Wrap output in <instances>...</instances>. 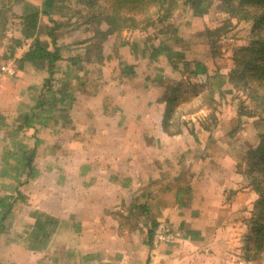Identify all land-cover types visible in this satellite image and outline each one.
Instances as JSON below:
<instances>
[{
    "label": "crops",
    "instance_id": "0c3cea01",
    "mask_svg": "<svg viewBox=\"0 0 264 264\" xmlns=\"http://www.w3.org/2000/svg\"><path fill=\"white\" fill-rule=\"evenodd\" d=\"M125 63L135 69L122 75L117 69L97 81L111 84L108 90L88 94L82 82L64 83L70 123L57 117L35 123V171L21 187L25 201L4 221L0 264H197L198 256L208 264L212 259L196 245L222 241L210 233L199 242L182 235L178 248L163 249L153 244L155 235L143 232L160 226L193 230L203 210L213 211L205 226L216 228L221 214L214 201L226 185L220 181L209 188L207 179L216 183L233 174H207L208 133L200 125L182 116L177 133L163 130L160 85L148 69L141 68L143 75L136 69L150 60ZM169 65L161 62L157 72ZM192 161L201 167L196 173ZM230 190L223 192L226 197Z\"/></svg>",
    "mask_w": 264,
    "mask_h": 264
},
{
    "label": "rangeland",
    "instance_id": "374dc122",
    "mask_svg": "<svg viewBox=\"0 0 264 264\" xmlns=\"http://www.w3.org/2000/svg\"><path fill=\"white\" fill-rule=\"evenodd\" d=\"M43 1L26 0L28 3L25 10L31 9L32 6L42 8ZM77 7L74 0L56 2L50 15L58 22H62V26L54 30L53 34L57 36V44L62 48L63 56L71 58L70 61L64 59L58 62L54 71L55 86L59 88L68 81H75L77 84L82 82V88L88 94L100 88L108 90L111 84L102 86L103 83L97 84V81L105 76H113L117 69L122 72L121 75L124 74L123 72L130 73L135 67L126 64L127 59L137 61L146 58L150 60V63L148 66L137 67L139 73L142 72V69H148L146 71L155 75V81L159 80L158 78L161 76L170 79L171 82L181 80L183 85L180 87L177 104L173 111L175 123L172 130L179 126L182 116H185V120L194 122L191 124L200 125L208 133L209 172L207 174H216L217 171H223V174H233L229 178L216 180V183L211 178L207 179L210 184L209 188L212 185H219L221 181V184L226 185L225 190L231 189L230 192L232 191L233 195L231 199L227 198L229 195L226 197L225 190L216 195L214 202L220 205V210L217 211L218 216L223 215L225 222L220 223L216 219V228L211 225L207 228L205 226L208 223L207 218L212 215L213 211L205 212L203 210L198 225L193 227V230L197 232L193 240L199 242L208 236L207 233L222 240L215 244H210L207 241L196 244L200 254L205 249L212 257L208 264H264V244L259 247L253 238H248V235L254 236L255 232L251 230V224L244 211H238L249 201L248 190L251 188V176L256 172L248 168L246 162L242 160V156L249 147L257 143L258 136L264 133V120L258 116H248L247 113L258 112L262 108L257 107L249 91L246 89L236 90L231 84L224 85L220 92L215 91L216 104H210L209 87L203 85L205 75L202 74L205 68L212 74L216 70L224 74L229 71L232 65V49L246 39L250 33V23L239 22L227 34L221 37L214 36L208 40L203 35L205 27L218 23L222 14L216 10L214 5L207 15L200 17L194 16L191 10L182 7L176 15L177 19H174V30L166 34L150 29L124 30L111 37L99 39L92 38V27L85 23L86 10L79 12ZM22 8L23 4L14 6L13 9L16 13L11 18L7 30L8 36H19L21 22L19 16L23 13L21 12ZM155 10V7H151L149 12H145L141 16L155 19ZM40 24L52 26L48 17L44 15L41 16ZM42 37L48 38L46 34H42ZM32 42L33 37L22 39L21 44L15 49L14 55L7 59L3 57L6 52V42L0 45V67L9 60H13L11 63L12 74L0 72V113L5 116V124H12V129L22 122L21 117L28 114L30 107L35 104L43 80L48 75L45 70H36L30 65L22 69L18 68V60L29 51ZM23 45L25 49L21 48ZM69 49L72 52H67ZM88 50L93 62H88L85 58ZM170 57L177 68H173L172 64L167 61V58ZM166 61L170 63L169 67H165L160 73L157 72L161 62L166 63ZM184 61L187 63L186 66ZM191 70L197 75L191 73L189 78L187 74ZM60 76H63L61 80ZM167 79L164 81L167 82ZM65 86L68 88L67 85ZM79 107L85 108L83 105H79ZM241 111L246 113L241 114ZM12 129L9 128L8 131L11 132ZM0 130L1 159L3 155H10L7 152L10 146L7 144V139L9 140L11 137L4 140L3 135L7 136V129L1 125V122ZM192 130L196 131L194 127ZM28 136L29 133L25 135L26 139ZM191 164L192 172L201 169L199 165H194L193 161ZM133 222L134 220H131L130 224ZM129 229L131 231L132 228ZM153 229L152 234L155 236L152 237V240L155 246H161L163 249L167 245L173 249L179 247L180 236H182L180 227L160 226L153 227ZM164 229L174 236L172 241L167 240L165 235L161 239L159 233H163L161 230ZM148 231L149 229H145L143 233L148 235ZM6 244L4 239L1 245L5 246ZM197 258L195 263L203 264L205 262L203 257L198 256Z\"/></svg>",
    "mask_w": 264,
    "mask_h": 264
},
{
    "label": "trees",
    "instance_id": "16d2710c",
    "mask_svg": "<svg viewBox=\"0 0 264 264\" xmlns=\"http://www.w3.org/2000/svg\"><path fill=\"white\" fill-rule=\"evenodd\" d=\"M62 1L44 0L42 8L32 6L26 11L25 6L28 3L26 0H0V45L6 42L4 59L14 55L22 39L33 37L29 51L18 60V68L22 69L30 65L36 70H45L48 73L43 80L35 104L30 107L28 114L21 117L22 122L15 128L12 129V124H5V116L0 113L1 125L7 129V136L3 135V138L6 140L11 137L7 139V144L11 146L7 150L10 155H3L0 159V234L6 231L4 221L13 211L14 206L19 201H25L26 197L22 194L21 187L35 171L34 161L38 145V131L35 123H39V120L46 122L56 117L64 124L70 123L68 111L65 108L67 104H64L68 88L65 85L57 88L54 77L58 62L64 59L71 60L63 56L62 48L57 44V36L53 34L54 30L62 26V22L50 16L55 3ZM74 3L78 5L77 11L86 10L85 23L92 27V38L99 39L111 37L124 30L150 29L166 34L174 30V19L182 7L188 8L194 16L200 17L207 15L214 5L222 14L218 23L205 27L203 35L208 40L214 36L221 37L227 34L239 22L250 23V33L246 39L232 49V65L229 71L224 74L216 70L212 74L205 68L202 73L205 75L203 85L209 87L210 104H216L215 91L220 92L226 84H231L236 90L246 89L255 100L257 107L262 108L258 112L247 113L248 116H258L264 120L262 116L264 115V0H74ZM18 4L21 6L23 4L21 11L23 13L19 16L21 19L19 36L12 37L8 36L7 30L11 18L16 13L13 8ZM151 7L156 8L155 19L145 16L143 18L141 15L149 12ZM42 15L48 17L52 26L40 24ZM42 34H46L48 38L42 37ZM86 53L87 61L93 62L89 55L90 51ZM167 59L173 68H177L171 57ZM184 64L187 65L185 61ZM191 73L197 75L191 70L187 74L189 78ZM158 79L157 82L162 91L159 101L164 103L163 130L173 135L180 128L170 131L168 121L172 117L180 87L183 84L181 80L171 82L163 76ZM165 79L168 81H164ZM59 103L62 106L58 115L56 111ZM245 113L241 111V114ZM8 127L12 129L11 132L8 131ZM28 133L29 136L26 139L25 135ZM258 137L257 143L249 147L242 156L248 168L256 172L251 176L252 189L248 190L249 201L238 211H244L251 224V230L255 232L254 236L248 235V238H253L261 247L264 244V133ZM185 189L188 191L189 187ZM229 193L231 195L229 194L228 198L231 199L233 193L232 191ZM223 217V215L219 217L220 223L225 222ZM153 222L155 223V220ZM181 232L186 237L197 233L195 230L185 228H181ZM151 235L152 230H149L148 236L151 237Z\"/></svg>",
    "mask_w": 264,
    "mask_h": 264
},
{
    "label": "built area",
    "instance_id": "2783aa9c",
    "mask_svg": "<svg viewBox=\"0 0 264 264\" xmlns=\"http://www.w3.org/2000/svg\"><path fill=\"white\" fill-rule=\"evenodd\" d=\"M22 49H25L24 48V45L21 47ZM20 48V50L21 51H23L22 49ZM26 51V50H25ZM13 62V60H9V62H7L5 65H2L1 67H0V72L1 73H7V74H12L13 73V70H12V67H11V63ZM161 231H163V233H159L160 235V237H162V236H166V238H168L169 236H170V233L167 231V230H161Z\"/></svg>",
    "mask_w": 264,
    "mask_h": 264
}]
</instances>
